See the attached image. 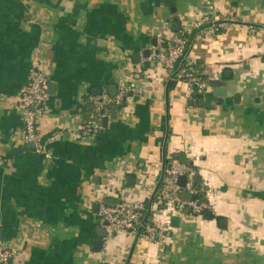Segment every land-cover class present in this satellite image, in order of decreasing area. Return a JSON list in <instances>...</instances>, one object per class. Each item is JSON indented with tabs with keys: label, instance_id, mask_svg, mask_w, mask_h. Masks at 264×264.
<instances>
[{
	"label": "crops",
	"instance_id": "obj_1",
	"mask_svg": "<svg viewBox=\"0 0 264 264\" xmlns=\"http://www.w3.org/2000/svg\"><path fill=\"white\" fill-rule=\"evenodd\" d=\"M205 15L236 23L196 35L203 94L156 58L134 64ZM36 61L54 84L39 127L52 159L15 108ZM113 84L125 106L83 137L90 96ZM178 155L213 189V217L172 213L161 243L124 233L96 250L99 199L150 201ZM0 240L12 264H264V0H0Z\"/></svg>",
	"mask_w": 264,
	"mask_h": 264
},
{
	"label": "built area",
	"instance_id": "obj_2",
	"mask_svg": "<svg viewBox=\"0 0 264 264\" xmlns=\"http://www.w3.org/2000/svg\"><path fill=\"white\" fill-rule=\"evenodd\" d=\"M236 21L230 18L217 17L210 15L203 16L193 27L198 30L206 24L209 27L202 29L198 37L209 38L215 36L221 31L235 24ZM254 33L256 29L250 28ZM184 31L181 35L176 34L172 41L173 46L168 50L163 49L160 42L156 48L158 55L153 53L160 63L169 70L171 79L188 83L199 94H203L205 90V81L196 76V62L190 57V53L186 52L188 41ZM200 35V36H199ZM179 63L178 68L176 65ZM204 74V73H203ZM198 86V88H194ZM127 90L120 91L116 97L91 95L90 102L94 107L91 119L82 127L81 135L83 137L96 136L102 129V119L107 117L104 115V109L109 105H119L126 98ZM49 99V79L42 62L36 61L30 73L29 82L21 91L15 108L19 112L23 123V135L25 143L34 144L36 151L47 159L53 158L52 150L49 148L56 137H51L46 141L41 140L39 134L40 122L46 113V103ZM97 117V119H96ZM198 172L195 168L180 163L174 158H170L168 165L164 167L162 179L159 182L161 187L156 195V200L146 203L128 204L121 201L115 205H109L99 199V217L106 230L108 236L113 237L124 233L135 235L136 240L147 239L154 243H161L170 236V220L168 215H163L165 211L171 209L173 213L182 214L191 210L193 215H203L204 211H211L210 197L212 188L204 181L201 192H204L208 200V204H199L196 200H187L183 198V192L187 191L193 197L198 195L199 190L194 188L195 179ZM186 177L185 187H181L179 179ZM151 202L149 212L151 219L149 222L145 219L147 204ZM160 217H162L160 219ZM166 220V221H164ZM164 223H167L164 225ZM17 251L6 247L0 240V264H9L10 259H14Z\"/></svg>",
	"mask_w": 264,
	"mask_h": 264
},
{
	"label": "trees",
	"instance_id": "obj_3",
	"mask_svg": "<svg viewBox=\"0 0 264 264\" xmlns=\"http://www.w3.org/2000/svg\"><path fill=\"white\" fill-rule=\"evenodd\" d=\"M210 17H213V15H210ZM209 26H210V24H206V25H204L202 28H200V29H198V30L194 29L190 34L185 33V34H186L185 37H186V39H187V41H188L187 48H186V52H187V53L190 52V49H191L192 45L194 44V42H195V40H196V35L198 36L199 32H200L202 29H205V28H207V27H209ZM221 32H222V31H221ZM182 33H184L183 30L180 31V32L178 33V35H181ZM156 46L158 47L159 45L157 44ZM170 46H173V43H171V44H170V43H163V44L161 45V47H162L163 49H166V50H168ZM158 51H159V50H158ZM178 66H179V63L176 65V68H178ZM195 68H196V70H197L196 76H197V77H200V78L202 79V81H205V82H206V76H205V74H203V73H204V68H203L202 64L197 62L196 65H195ZM184 82H186V80H185ZM194 88H196V87L194 86ZM125 104H126V101L124 100V101H122V103L119 104V105H115V104L109 105L108 107H106V108L104 109V115L108 116V115H112L114 112H118L121 108H123V107L125 106ZM91 106H92V105H91ZM93 110H94V107L92 106V110H91L90 112L87 113V115L90 116L89 119H91V116H92ZM88 121H89V120H88ZM88 121H87V122H88ZM174 159H175V160H178V161H179L180 163H182V164H185V165L190 166V167L193 168V165H192L190 162H187V161H186L181 155L176 156ZM168 162H169L168 159H166V160L164 161V167H166V165H168ZM202 184H203V181H202L201 177H200L199 174H198V176H197L196 179H195V184H194V188H195L196 190H199L198 195H196V196L193 197L192 195H189L187 191H184V192H183V198H184V199H187V200H196L199 204H208V200H207V198H206L205 193H204V192H201ZM160 187H161V184L159 183L158 186H157V189H156L155 196H154V198H153V200H152L151 202H153V201L156 200V195H157V193H158ZM151 202H149V203L147 204V206H148V210L146 211V217H145V219H146L148 222H149V220L151 219V213L149 212V207H150V205H151ZM206 211H207V210H205L204 212H206ZM186 213H188V214H193L191 210H188ZM203 215H204V213H203ZM214 219L217 220L218 224H220V225L222 224V218H220V217H214ZM136 241H137V240H136Z\"/></svg>",
	"mask_w": 264,
	"mask_h": 264
},
{
	"label": "water",
	"instance_id": "obj_4",
	"mask_svg": "<svg viewBox=\"0 0 264 264\" xmlns=\"http://www.w3.org/2000/svg\"><path fill=\"white\" fill-rule=\"evenodd\" d=\"M179 29H180V28H179ZM154 45L156 46V41L154 42ZM152 55H153V51H152L151 49L145 50L143 53H135V54L133 55V58H134V64H135V65H140V64L142 63V60H143V59H151V58H152ZM155 55H158V51L155 52ZM150 65H151L150 62H146V63L144 64V66H145L146 68H149ZM197 88H198V86H196V89H197ZM53 89H54V84H50L49 92L51 93ZM227 91H228L227 89L220 88V89H217L214 93H215L216 96H218V97H220V98H223V97L227 94ZM108 92H109V96H110V97H116V96L118 95V93H119V90H118V87H117L116 85L113 84L112 86L109 87ZM98 94L101 95V94H102V90H99V91H98ZM130 96H131V94H130ZM130 96H129V97H130ZM240 97H241L240 94H237V95L235 96V98H236L237 100L240 99ZM124 100L126 101V100H127V97L124 98ZM237 103H238V101H237ZM200 104H201V105L203 104V100H202V99H201V101H200ZM89 109H91V107H89ZM116 116H117V115L114 114V115L112 116V119H116ZM96 119H97V117H96ZM109 121H110V118H108V117H104V118L102 119V125H103V128L108 127ZM33 146H34V145H33ZM179 184L181 185V187H185V184H186V177H181V178L179 179ZM96 209L98 210V206L96 207ZM204 216H205L206 218H208V219H211V218L213 217L212 211H206V212L204 213ZM175 221H176V219H175ZM107 236H108V234H107L106 230H105V229H101V231H100V233H99L100 240H98V241H96V242L94 243V248H95L96 250H101V249H103L104 244H105L104 240L107 238ZM12 262H13V259H10L9 264H12Z\"/></svg>",
	"mask_w": 264,
	"mask_h": 264
},
{
	"label": "rangeland",
	"instance_id": "obj_5",
	"mask_svg": "<svg viewBox=\"0 0 264 264\" xmlns=\"http://www.w3.org/2000/svg\"><path fill=\"white\" fill-rule=\"evenodd\" d=\"M167 215L171 216V214L173 213L171 209H168L165 211ZM184 214H188V213H184ZM175 215H177V213H175ZM179 215V214H178ZM190 215V214H189Z\"/></svg>",
	"mask_w": 264,
	"mask_h": 264
}]
</instances>
